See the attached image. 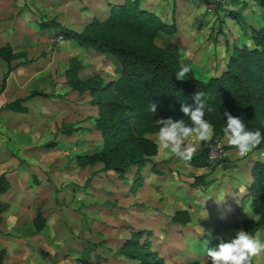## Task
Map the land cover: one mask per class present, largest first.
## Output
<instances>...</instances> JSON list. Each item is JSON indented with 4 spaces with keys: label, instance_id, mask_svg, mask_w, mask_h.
<instances>
[{
    "label": "rangeland",
    "instance_id": "1",
    "mask_svg": "<svg viewBox=\"0 0 264 264\" xmlns=\"http://www.w3.org/2000/svg\"><path fill=\"white\" fill-rule=\"evenodd\" d=\"M125 1L0 0V51L11 49L9 60L0 56V174L10 183L1 196L4 264H140L125 251L136 234L144 235L139 247L148 241L164 264H211L205 240L212 248L241 228L264 239L247 188L263 152L243 158L227 152L222 164L197 167L162 147L124 177L97 158L103 150L105 158L116 155L97 129L93 100L114 92L119 63L71 37L54 42L57 31L43 32L39 24L104 30L109 5ZM141 6L167 20L175 11L178 42L186 45L176 56L191 66L188 76L205 81L227 67L234 45L253 47L252 29L264 26V0H227L219 10L200 0H141ZM19 99L27 111L9 108ZM186 144L198 150L194 140ZM179 212L181 223L173 220ZM253 263L264 264V254Z\"/></svg>",
    "mask_w": 264,
    "mask_h": 264
},
{
    "label": "trees",
    "instance_id": "2",
    "mask_svg": "<svg viewBox=\"0 0 264 264\" xmlns=\"http://www.w3.org/2000/svg\"><path fill=\"white\" fill-rule=\"evenodd\" d=\"M200 1L207 7L214 5L213 0ZM109 7L110 15L103 23L104 30L98 31L96 26L91 25L81 32L73 31L54 20L39 24L43 32L56 30V33L65 38H74L81 47L111 55L119 63L120 78L110 85L114 92L101 94L93 100L99 110L97 129L105 137V146L116 154L105 158L103 150L97 156L98 159L106 161L108 167L121 177L133 166L140 170L149 158L159 152L158 144L147 137V134L158 133L159 125L156 120L168 117L187 120L180 111L181 103H193L192 97L198 91L206 94L208 103L213 108V111L206 113L205 118L213 124L214 134L209 140L201 142L200 149L188 160L189 164L197 167L209 165L207 152L211 139L216 136L224 137L223 127L227 120L223 116L225 110L234 116H243L249 130L258 129L264 133V26L252 29L253 47L233 46L227 67L220 75L207 81L188 75L185 80H178L175 73L182 67L179 58L155 44L161 33L169 36L178 33L176 19L172 23L164 22L157 14L144 10L141 0H127ZM221 7L222 5H216L215 9L219 10ZM113 29L125 30L130 36L109 32ZM10 55L9 47L4 52L0 51V56L6 60L10 59ZM8 74L5 75L4 83ZM25 100H16L9 108L25 112L27 109L22 106ZM151 102L157 104L156 113L149 110ZM225 148L235 149L229 144ZM254 150L264 151V142ZM252 177V182L247 186L248 198L251 200L253 213L260 217V222L264 225V161L255 162ZM9 190L10 183L2 173L0 223L6 207L1 196ZM184 213H177L173 220L181 223L178 215ZM35 222L38 230L44 228L46 221L42 212L38 213ZM143 236L134 235L126 244L125 251L131 258L139 260L140 264H164L150 251L148 241L146 245L139 247L138 242ZM5 255L6 250L0 247V264H4Z\"/></svg>",
    "mask_w": 264,
    "mask_h": 264
},
{
    "label": "clouds",
    "instance_id": "3",
    "mask_svg": "<svg viewBox=\"0 0 264 264\" xmlns=\"http://www.w3.org/2000/svg\"><path fill=\"white\" fill-rule=\"evenodd\" d=\"M191 71L190 65H183L175 73V77L185 80ZM192 100L193 103H181L180 106V111L187 120L173 117L156 120L159 125L157 136L160 146L183 161L190 160L195 151L194 146L186 144V141L194 137L195 140L204 142L214 134L213 124L205 118L206 113L213 111L206 94L198 91ZM149 110L156 113L157 104L151 102ZM223 116L227 117L223 135L240 157H246L264 142V133L258 129L249 130L243 116H234L227 110ZM200 235H204V230ZM207 244L208 241L205 240L203 246L207 257L211 258V264H252L254 257L264 254V239L251 235L243 228L237 230L231 238H221L215 247L208 248Z\"/></svg>",
    "mask_w": 264,
    "mask_h": 264
},
{
    "label": "crops",
    "instance_id": "4",
    "mask_svg": "<svg viewBox=\"0 0 264 264\" xmlns=\"http://www.w3.org/2000/svg\"><path fill=\"white\" fill-rule=\"evenodd\" d=\"M97 3H98V2H97ZM97 3H96V4H97ZM123 3H124V2H123ZM120 4H121V3H120ZM109 6H110V5H109ZM141 7H142V6H141ZM94 8H97V7H92V8L90 9L92 13H93V11L98 10V8H97V9H94ZM207 8L209 9V7H207ZM143 9H144V10H147V11H149V12H153V13L157 14V15H158V16H159L164 22H166V23H172V22L174 21V19H176L177 24H178V28H179L178 33H177L176 35H173V36H169V35H166V34L161 33V34H159V36H158L156 39H157V40H163V41L167 42V43H168V46H167L166 48L169 47V44H170V45L172 44V45H171L172 48H170V49H168V50H169L170 52H172L173 54H175V55H177V56L179 57V56H180L179 52H180L181 49H183L186 45H185V44H181L180 42H178V41H180V40H179V36L181 35L180 33L182 32V28H181L180 22H178V19H177V16H176L175 11H174V10L172 11V15H171L172 17H171L169 20H167V19L163 18L162 15H160L159 13H156L155 11H151V10H148V9H145V8H143ZM107 10H108V15L106 16L105 19H107V18L109 17V15H110V7H108ZM215 10H216V9H215ZM219 48H220V47H219ZM225 69H226V68H224L223 71H224ZM223 71H222V72H223ZM157 134H158V133L147 134V137L150 138L151 140L155 141V142L158 144L159 151H161V148H162V147H161L160 144H159ZM224 139H225L226 143L228 144L227 139H226L225 137H224ZM189 140H191V141L194 140V142H195V144L197 145L198 149H200V147H201V142H200V141L195 140L194 137H193V138H190ZM258 151H259V150H258ZM227 152H228V156H229L230 158H232V157H238V156H239L235 149H229V150H227ZM259 152H263V153H264V151H259Z\"/></svg>",
    "mask_w": 264,
    "mask_h": 264
},
{
    "label": "built area",
    "instance_id": "5",
    "mask_svg": "<svg viewBox=\"0 0 264 264\" xmlns=\"http://www.w3.org/2000/svg\"><path fill=\"white\" fill-rule=\"evenodd\" d=\"M214 5L209 7L210 10H214L216 5L224 6L227 0H213ZM65 38L64 35L60 33H55L53 36H50V39L54 42H60ZM227 157V150L225 148V139L223 136H216L211 139L210 144L208 145L207 152V162L209 165L217 166L222 164Z\"/></svg>",
    "mask_w": 264,
    "mask_h": 264
}]
</instances>
